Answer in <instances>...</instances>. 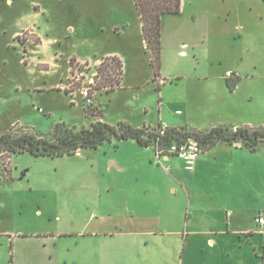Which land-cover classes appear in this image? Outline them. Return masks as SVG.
<instances>
[{"label": "rangeland", "instance_id": "1", "mask_svg": "<svg viewBox=\"0 0 264 264\" xmlns=\"http://www.w3.org/2000/svg\"><path fill=\"white\" fill-rule=\"evenodd\" d=\"M186 1L185 14L169 17L167 30L181 32L180 45L190 43L191 32H207L194 44L196 57L188 46H179L177 51L166 46L164 57L161 51L166 73H186L195 68L197 74L206 73L211 70L210 64L215 63L219 70L234 69L244 77H252L242 79L239 91L227 95L206 82L181 81L179 87L166 91L162 100L156 91V82L152 81L155 76L150 55L145 51L137 54V63L133 62L135 58L128 60V74L122 82L124 89L107 95L105 90L97 89L105 83L104 79L96 80L98 68L107 58L96 67L88 60H96L94 53L118 50L121 41L111 29L100 36L97 26L87 30V24L91 18L105 13L106 23L111 22L114 18L111 15L117 9L113 4L15 0L11 7L7 0H0V134L10 129H29L51 137L58 125L90 127L101 117L98 116L101 109L102 121L114 127L126 121L151 120L158 128L162 110L169 115L172 108L179 111L177 114L192 115L198 125H206L200 115L220 111H234L240 120H249L254 125L264 123V0ZM40 6L46 14L37 20L35 9ZM125 6L126 10L123 6L121 9L128 17L131 12H137L133 4L128 2ZM192 14L196 18L194 24ZM35 19L52 29L50 37L61 41L52 47L53 53L59 54L55 62L58 68H51L53 61H42L48 60L49 54L40 52L38 46L42 41L37 35L24 32L16 42L13 39L14 32ZM68 23L78 26L72 38L65 31ZM135 29V26L131 28L132 36ZM179 50H186L189 56L178 57ZM110 64L111 61H105L102 68L107 70ZM43 70L49 72L45 75L41 73ZM86 90L92 103L84 97ZM113 155L116 152L108 149L107 144L98 151L88 150L56 159L13 155L0 164V221L16 225L50 223L59 215L63 223L69 224L75 219L77 224L85 223L96 206V198L89 191L90 179ZM38 213L43 216L39 217ZM165 227L175 229L177 223L170 219ZM171 259L166 254L158 259H145L141 264H174Z\"/></svg>", "mask_w": 264, "mask_h": 264}, {"label": "crops", "instance_id": "2", "mask_svg": "<svg viewBox=\"0 0 264 264\" xmlns=\"http://www.w3.org/2000/svg\"><path fill=\"white\" fill-rule=\"evenodd\" d=\"M96 1L113 4L117 9L109 23H106V13L91 18L87 30L97 26L100 36H104L111 29L121 44L118 50L94 53L96 60L88 61L96 67L104 58L118 57L123 62V82L128 74V60L135 58L133 62L137 63V54L148 51L142 23L138 12H131L128 17L121 9L123 6L126 10L128 2L135 6L133 0H83L86 5H94ZM7 3L13 7L15 0ZM186 7L187 1L182 0L179 15L162 19L163 57L166 46L173 51L179 46H188L196 57L194 44L207 31L191 32L190 45L186 42L180 45L181 32L167 30L169 17H182ZM35 11L37 20L46 14L41 6ZM191 17L194 24L196 18L193 14ZM36 19L22 25L13 33V39L16 42L24 32L37 35L42 41L38 46L40 52L49 54L48 60L42 61H53L51 68H58L55 62L59 54L53 53L52 47L61 41L50 37L52 29ZM133 26L134 36L131 35ZM65 31L72 38L78 26L68 23ZM177 55L187 58L189 53L179 50ZM216 65L211 63V70L206 73L197 74L198 69L194 67L190 72L168 75L162 62L160 77L152 81L156 82V91L160 90L163 100L166 91L179 87L181 81L206 82L228 95L240 90L242 79L252 78L234 69L219 70ZM48 72L41 71L45 75ZM229 84L235 87L231 89ZM122 89L121 85L118 90ZM171 110L169 115L162 110L159 126L187 127L199 132H208L217 126L264 127V123L254 125L249 120H240L234 111L200 115L206 125H198L192 115ZM102 113L101 109L98 116L102 117ZM101 117L95 122L102 121ZM126 123L136 128H155L151 120ZM106 144L116 155L105 160L96 176L90 179L89 191L96 198V206L87 221L81 225L76 219L63 223L59 215L50 223L16 225L0 221V264H141L145 259H158L166 254L172 256L174 264L175 261L177 264H264V233L256 222L264 214V145L252 151L241 143L221 142L205 149L188 166L176 156L159 158L153 147H143L136 140L122 141L117 147L115 142ZM170 219L177 223V228L165 227Z\"/></svg>", "mask_w": 264, "mask_h": 264}, {"label": "trees", "instance_id": "3", "mask_svg": "<svg viewBox=\"0 0 264 264\" xmlns=\"http://www.w3.org/2000/svg\"><path fill=\"white\" fill-rule=\"evenodd\" d=\"M142 23L144 39L150 55V65L155 79L160 77L162 51V19L168 15L182 12V0H133ZM105 61H111L108 69L102 68ZM98 68L96 80L104 79L98 90L112 94L121 88L123 80V62L113 57L107 58ZM73 63V61H71ZM72 65V64H71ZM234 88V84H229ZM160 91V90H159ZM164 131V134L161 132ZM136 140L143 147L164 148L172 143L195 140L202 152L218 143H241L252 151L264 145V127L217 126L208 132H199L187 127L182 128H136L122 122L116 127L97 121L90 127H69L58 125L51 137L36 134L31 130L10 129L0 134V164L10 160L13 155L29 154L35 158L56 159L74 156L84 150H97L106 143L115 142L116 147L122 141Z\"/></svg>", "mask_w": 264, "mask_h": 264}, {"label": "built area", "instance_id": "4", "mask_svg": "<svg viewBox=\"0 0 264 264\" xmlns=\"http://www.w3.org/2000/svg\"><path fill=\"white\" fill-rule=\"evenodd\" d=\"M83 94L85 99L89 103H92L89 91L86 90L83 92ZM165 128L167 127H163V129ZM161 134H164V131H162ZM155 151L159 158L170 155L176 156L178 158L183 159L188 166L193 165L197 161L199 155L202 153L200 144L195 140H189L179 144L172 143L164 148L157 147L155 148ZM256 222L260 227V232L264 233V214L259 215L256 219Z\"/></svg>", "mask_w": 264, "mask_h": 264}, {"label": "water", "instance_id": "5", "mask_svg": "<svg viewBox=\"0 0 264 264\" xmlns=\"http://www.w3.org/2000/svg\"><path fill=\"white\" fill-rule=\"evenodd\" d=\"M240 145V144H239Z\"/></svg>", "mask_w": 264, "mask_h": 264}]
</instances>
